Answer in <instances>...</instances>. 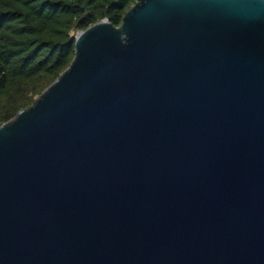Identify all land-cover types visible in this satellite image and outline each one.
Segmentation results:
<instances>
[{"label": "water", "instance_id": "obj_1", "mask_svg": "<svg viewBox=\"0 0 264 264\" xmlns=\"http://www.w3.org/2000/svg\"><path fill=\"white\" fill-rule=\"evenodd\" d=\"M0 125V264H264V0H138Z\"/></svg>", "mask_w": 264, "mask_h": 264}, {"label": "trees", "instance_id": "obj_2", "mask_svg": "<svg viewBox=\"0 0 264 264\" xmlns=\"http://www.w3.org/2000/svg\"><path fill=\"white\" fill-rule=\"evenodd\" d=\"M138 0H0V125L69 66L79 31L119 26Z\"/></svg>", "mask_w": 264, "mask_h": 264}]
</instances>
